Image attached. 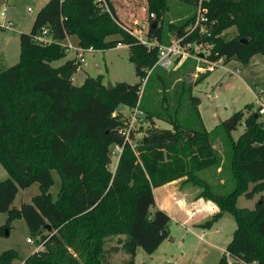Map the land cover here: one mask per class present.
I'll list each match as a JSON object with an SVG mask.
<instances>
[{
	"label": "trees",
	"instance_id": "1",
	"mask_svg": "<svg viewBox=\"0 0 264 264\" xmlns=\"http://www.w3.org/2000/svg\"><path fill=\"white\" fill-rule=\"evenodd\" d=\"M189 1L196 6L199 3ZM254 1L203 0L208 33L201 34L199 29L188 32L196 15L169 30L175 39L184 38V44H210L211 53L206 56L210 61L237 59L247 64L253 55L264 56V8L251 12ZM148 2L150 15L155 16H150L146 35L159 44L171 43L159 24L166 1ZM233 26L236 35L223 37ZM44 28L54 39L51 43L36 39ZM131 31L117 20L114 0H49L36 15L31 32L20 34L22 62L0 73V163L9 173L0 181V213L8 214L6 223L0 225V236L9 234L13 220L21 217L32 237L44 243V249L29 255L26 264H100L104 239L125 233L122 247L130 255L126 264H135L138 247L152 254L170 234L171 217L156 208L153 189L181 179L202 188L198 197L218 205L220 210L209 224L226 212L237 223L217 264H229V257L232 264H264V194L254 209L237 205L240 195L252 198L264 191L261 114L253 111L246 115L238 110L220 122L234 152L231 169L235 187L227 194L217 193L199 174L218 165L212 139L216 127H205L198 104L192 114L200 127L186 124L181 109L191 86L184 79L176 83L153 69L158 46L149 48ZM72 35L78 36L80 46L96 50L128 45L130 61L141 81L117 82L110 90L99 75L76 85L72 78L76 62L53 65L68 56L62 41ZM117 35L120 37L108 39ZM180 72L186 75L184 68ZM152 77L163 90L164 110L157 116L173 127L153 123L140 138L132 133L137 143L133 147L122 132L128 121L118 117L116 110L121 105L143 110L141 87ZM174 83L175 93H170ZM42 104L44 110L39 107ZM242 125L245 131L235 140L233 132ZM82 136L88 138L84 154L73 147ZM111 147L121 148L115 173L106 169ZM54 171L61 177L56 199L50 192ZM36 182L41 192L32 202L13 206L19 189ZM19 257L13 249L4 251L0 264H14Z\"/></svg>",
	"mask_w": 264,
	"mask_h": 264
},
{
	"label": "rangeland",
	"instance_id": "2",
	"mask_svg": "<svg viewBox=\"0 0 264 264\" xmlns=\"http://www.w3.org/2000/svg\"><path fill=\"white\" fill-rule=\"evenodd\" d=\"M48 1L0 0V22L2 21L1 13L6 7L7 20L14 24L13 28L0 31V73L20 65L22 62L20 34L31 32L36 15ZM165 1L163 19L159 24L165 35L170 40H174L176 35L169 29L173 25L181 24L187 18L194 15L197 17L198 5L196 6L189 0ZM114 6L117 20L131 28L138 36L145 38L151 13L148 0H114ZM263 8L264 3L261 0H255L251 5V12L257 13ZM236 33L237 28L233 26L223 32V37L229 39ZM8 37H10L9 40ZM119 37L117 35L108 39ZM70 41L75 47L80 46L77 35H72ZM64 42L68 43L67 40ZM194 50L191 56L176 60L172 68L168 70L157 68L156 71L176 83L180 79H184L191 86L189 93L183 98L181 109L182 116L188 120L186 124L200 127L196 121H193L195 116L194 113L192 114L195 105L198 104L205 127L208 130L216 127L213 130L212 139L219 159L218 165L199 174L210 183L214 191L219 194H227L235 187L231 169L234 152L219 124L238 110H243L246 115L253 111H259L260 104L264 102V56L253 55L247 64L237 59L223 63L225 65L219 62V67L215 71H210L209 63L199 55L205 53V50L199 47ZM74 54V51L68 52L70 58L65 62L70 60L76 62L77 72L72 78L78 86L82 85L87 77L99 75L103 76L105 84L108 81L113 84L117 82L136 84L141 81V78L136 74L134 64L130 61L128 45L122 44L106 50L87 52L85 61L80 65L77 64ZM60 61L53 62V65L59 66ZM181 68H184L186 75L180 72ZM236 69L240 70L239 74L234 73ZM176 77L178 80L175 79ZM176 83L171 86L170 93H175L173 90ZM179 87L178 91H180ZM162 97V87L155 81V77H152L148 83L145 80L141 87L143 110L121 105L117 108L116 114L124 120L133 121L129 128L131 127L136 138L142 137L145 130L153 123L161 128L170 129L173 126L157 116L159 111L164 110ZM39 107L45 109L43 104ZM42 114L44 113L42 112ZM260 121L264 123V114H261ZM244 131V125L234 131L235 140ZM87 145L88 138L82 136L73 147L76 152L84 154L88 151ZM111 150L107 159L108 165L105 166L109 172L115 173L120 149L111 147ZM53 176L55 184L51 187L50 192L56 199L61 186V177L57 171L53 172ZM8 177V171L0 163V181ZM252 185L249 189H252ZM176 187L180 189L178 195L175 198H170L172 219L169 224V237L152 254L146 252L143 247H138L135 264H217L232 240L237 223L230 213L226 212L222 217L209 224L208 221L212 219L214 213L211 212L209 204L204 198H198L202 188L192 184L184 186L179 183ZM40 192V185L37 182L28 188H20L13 206L19 208L23 203L32 202L33 197ZM167 192L169 190L165 188L157 190L159 203L162 202V199L163 202L168 201L166 200ZM262 194H264L263 190L258 191L252 198H247L242 194L237 199V205L241 208L254 209ZM192 211H195L196 214L190 218ZM7 218L8 214L1 212L0 225L5 224ZM28 237H32V233L26 220L21 217L15 218L10 233L0 236V254L13 249L20 256L18 260L14 261V264L25 261L29 255L35 252L37 245L28 243ZM126 238L125 233L107 236L104 239V252L100 258V264H126L130 257L122 247V241ZM230 262L234 263L229 257Z\"/></svg>",
	"mask_w": 264,
	"mask_h": 264
},
{
	"label": "built area",
	"instance_id": "3",
	"mask_svg": "<svg viewBox=\"0 0 264 264\" xmlns=\"http://www.w3.org/2000/svg\"><path fill=\"white\" fill-rule=\"evenodd\" d=\"M203 0H199L198 3V14L197 17L194 21V23L191 24V26L188 27V32L192 33L194 32L196 29H199V32L201 34H206L210 31L209 26H208V22H209V17L207 16V8L204 7ZM31 10V8H30ZM151 17H154L155 15L152 13L150 15ZM1 18L2 21L0 22V31L1 30H5V29H11L13 28L14 24L12 23V21H8L7 20V8L5 7V9L2 11L1 13ZM132 34H134L143 44L147 45L149 48L154 47V46H158V60L155 63L154 68H161L163 70H168L170 68L173 67L174 63L176 62V60H178L179 58H184V57H188L191 56L192 53V49H195L196 47H199L200 49H204L205 53H203V55L205 56H201L202 58L206 59V61L209 63V70L210 71H215L218 67H219V62L220 64L226 63L224 58H221L217 61H210L206 58V56H208L211 53V45L210 44H197V43H187L184 44L182 41L184 38H177L174 39L171 43L169 44H159L154 40H150L148 38V35H145V38H142L141 36H138L136 34V32L131 31ZM36 39L40 42L43 43H51L52 41H54V39L52 38V36L49 34V30L47 28H44L42 33H40L39 35H37ZM68 41V43H65L64 41H62V45L66 48L67 52H71L74 51V55H75V60L82 64L85 59H86V53L87 52H93L96 49L93 47H83V46H79V47H75L74 44L70 41V37H68L66 39ZM122 44L120 43L118 46H121ZM198 55V54H197ZM202 55V54H199ZM198 55V57H199ZM225 65V64H223ZM151 69L149 71V74L152 72ZM235 74H239L240 70L236 69L234 71ZM261 114H264V102H262L260 104V109H259ZM133 121L129 120L128 121V126L126 127L125 130H123L122 132L126 135V140L128 142H130L132 144L133 147L136 146V141L132 138V129L131 127L129 128V125H132ZM120 149L121 152V148L118 147ZM195 214V212H193L192 216ZM27 242L32 244V245H36L35 251H39L41 249H44V243L42 240H40L39 238H33V237H28L27 238ZM19 264H26V261H22ZM229 264H232L231 262ZM252 264H256V262H253Z\"/></svg>",
	"mask_w": 264,
	"mask_h": 264
},
{
	"label": "crops",
	"instance_id": "4",
	"mask_svg": "<svg viewBox=\"0 0 264 264\" xmlns=\"http://www.w3.org/2000/svg\"><path fill=\"white\" fill-rule=\"evenodd\" d=\"M7 39L9 40L10 37H8ZM68 58H70V57L68 56V57H65V58L61 59L59 65L65 63V61H66ZM58 61H59V60H58ZM233 135H234V134H233ZM178 183H179V184H182V185H184V186L189 185V184H187V183H184L181 179H179V180H176V181L170 182V183H168V184H165V185H163V186H160V187H157V188H154V189H153L154 196H155V201H156V208H159V209H162V210L166 211V212L170 215V217H171V209H172V208H171V203H172V202L170 201V198H171V199H172V198H175L176 195H178V190H180L179 188L177 189V187H176ZM173 187H174V188H173ZM160 188H165V189H168V190H169V192H167V193H168L167 199L164 198V199L168 200L167 202H163V199H162V202L159 203L156 192H157V190L160 189ZM172 188H173V189H172ZM198 198L200 199V198H203V197H198ZM204 199H205V198H204ZM205 201H207L206 203L209 204V207H210V210H211L212 213L215 214V213H217V212L220 210L219 207H218V205H217L215 202H213V201H211V200H207V199H205ZM209 202H210V203H209ZM193 212H195V211H192V212H191V216H190V218H192V214H193ZM195 214H196V212H195ZM195 214H194L193 216H195ZM214 214H213V215H214ZM171 219H172V218H171Z\"/></svg>",
	"mask_w": 264,
	"mask_h": 264
},
{
	"label": "water",
	"instance_id": "5",
	"mask_svg": "<svg viewBox=\"0 0 264 264\" xmlns=\"http://www.w3.org/2000/svg\"><path fill=\"white\" fill-rule=\"evenodd\" d=\"M201 56L203 57L204 55L202 54ZM107 85L110 90L114 88V84L111 81H108Z\"/></svg>",
	"mask_w": 264,
	"mask_h": 264
}]
</instances>
